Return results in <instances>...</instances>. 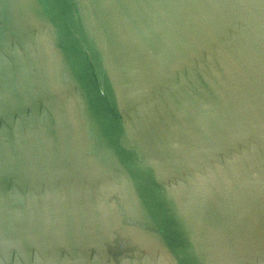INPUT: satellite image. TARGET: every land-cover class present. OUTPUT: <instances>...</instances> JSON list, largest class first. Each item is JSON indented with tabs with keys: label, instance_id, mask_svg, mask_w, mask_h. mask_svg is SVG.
Returning <instances> with one entry per match:
<instances>
[{
	"label": "water",
	"instance_id": "95a60500",
	"mask_svg": "<svg viewBox=\"0 0 264 264\" xmlns=\"http://www.w3.org/2000/svg\"><path fill=\"white\" fill-rule=\"evenodd\" d=\"M0 264H264V0H0Z\"/></svg>",
	"mask_w": 264,
	"mask_h": 264
}]
</instances>
